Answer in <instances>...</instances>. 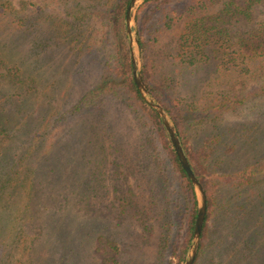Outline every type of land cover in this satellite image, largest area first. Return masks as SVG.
<instances>
[{"label":"rangeland","instance_id":"1","mask_svg":"<svg viewBox=\"0 0 264 264\" xmlns=\"http://www.w3.org/2000/svg\"><path fill=\"white\" fill-rule=\"evenodd\" d=\"M94 1L0 0V96L5 95L2 98L13 96L16 102L25 100L28 111L37 109L43 102L44 110L51 105L57 114L59 109L63 112L73 106L84 91L99 83L98 57L107 53L100 47L86 53L85 67L76 70L74 64L69 66L72 57L67 52L64 54V49L62 52L51 49L47 52L49 60L43 64L28 55L34 43L29 39L37 37L39 28H49L46 17L40 14L65 17L76 10L79 2L91 5ZM109 2L108 5L112 0ZM186 4L187 0L172 7L181 12ZM108 5H103L102 11ZM220 8L221 4H215L207 14H214ZM173 9L169 6L156 15ZM92 10L98 11L96 7ZM174 11L170 13L172 16L176 15ZM195 17L180 16L164 32H158L152 23L144 27L146 52L141 60L142 69L145 61L153 85L180 109L185 119V137L206 169L203 175L197 172L201 182L209 181L211 190L221 196L251 194L254 205L264 216V61L257 59L238 66L240 62L229 61L231 54L224 60L220 48L219 53L209 56L213 57L209 61L190 66L192 55L181 50L179 38ZM21 19H27L31 26L30 36L26 34L28 41L18 38L16 28ZM254 21L264 23V7L258 8ZM94 25L96 30L99 23L95 20ZM137 29L139 36L138 23ZM46 33L50 34L47 30ZM211 48L219 47L212 43ZM20 80L22 84L17 83ZM103 103L102 120L86 114L69 119L60 116L58 121L43 126L42 152L55 169L48 177L40 172L32 175L36 182L33 189L28 188L31 184L28 168L37 167V162H31L27 156L28 134L20 136L11 129L8 135L0 136V186L3 185L0 211L11 227L0 264H175L178 261L173 244L163 251L160 248L167 226L160 214L163 208L160 194L155 197V188L159 187L152 183L153 166L145 161V153L154 147L158 155L166 151L159 142L157 148L150 144L148 136L154 135V131L143 124L142 111L139 113L130 103L113 97ZM216 137L220 143L217 155L208 159L206 143ZM20 161L22 168L15 177L17 172L11 168L13 164L20 165ZM242 172L253 175L243 188H239L237 180L225 182L226 176ZM11 177L16 178L17 185L7 182ZM55 177L59 181L49 185ZM170 180L168 193L172 195L175 174L170 173ZM60 202L66 205L65 209L60 215L54 214L52 211ZM174 202L172 207L178 205L172 214L174 224L166 236L177 239L176 248L180 252L190 218L183 198ZM59 216L66 223L64 231L62 224L55 227L53 223ZM227 223L228 218L213 216L208 221L210 235L226 232L223 227ZM61 233L65 237L63 242ZM212 240L213 237H207L212 252L200 258L199 264L218 263ZM187 252L181 264L185 263Z\"/></svg>","mask_w":264,"mask_h":264},{"label":"trees","instance_id":"2","mask_svg":"<svg viewBox=\"0 0 264 264\" xmlns=\"http://www.w3.org/2000/svg\"><path fill=\"white\" fill-rule=\"evenodd\" d=\"M95 0L94 4L87 3L84 5L82 2L76 4L75 11L67 14L65 17L54 13H42L40 17H46L49 28L46 27L38 29L37 37L30 38L31 53L28 50V55L35 57L36 62L45 63L49 60V52L53 48L65 50L72 58L69 59V66L83 69L85 62L83 56L95 48L100 47L105 49L102 57H98L100 65V79L99 83L89 90L84 91L78 101L68 109L62 112L54 113V108L50 105L44 110V103L42 102L37 109L28 111L25 106V100L14 101L12 97L0 96V136L8 135L10 130H15L20 136L28 134V158L37 162V167L28 168V188L33 189L34 178L32 175L40 172L46 177L49 172L54 171L50 162V158L44 157L42 152L44 133L42 128L52 121L56 122L60 119H69L77 115H93L102 120L105 115L104 109L101 104L108 98H116L130 103L129 106L135 107L137 112H143L141 120L143 124L153 129L154 135H149L148 140L150 144L156 146L159 142L166 151L164 155L154 153V149L145 153V161L150 162L154 171V179L152 180L158 184L156 195L160 194V201H162L163 208L161 209V218L167 226V232L171 231V225L174 224L172 214H175L176 206L174 201H179L180 197L183 198L185 208L189 212L190 221L188 223L187 238L181 247V251L177 252L176 244L177 239L174 240L166 236L167 232L163 235L160 248L163 251L171 244L175 247L178 261L175 264H181L184 256L188 250V246L193 237L194 225L197 217V199L192 182L188 178L186 172L182 168L178 156L167 138L165 128L161 123L159 116L155 111L143 100L135 84L132 75V59L131 50L126 31V11L131 0ZM186 0H149L139 9L136 17L139 31V43L141 47L143 60L145 59L146 45L143 40L144 27L148 24H154L158 32H164L170 29L176 23L178 17L195 15V19L188 22L183 29L179 38V47L185 52H189L190 66H195L197 62H206L210 60L213 54H217L220 48L223 49L220 56L227 60L231 54L229 61L238 63L237 65H245L246 63L253 62L259 59L260 62L264 61V23H256L254 20L257 16V10L264 7V0H187L186 9L181 12L174 11L173 5L178 2ZM102 3V4H101ZM221 4V8L214 14H207L208 10L215 4ZM103 5H108L109 8L102 11ZM173 9L170 12H163L162 15L158 14L169 8ZM96 7L98 11L94 12L92 9ZM176 14L172 16L170 13ZM44 20V19H43ZM97 21L98 27L95 30L94 21ZM35 24V22H33ZM31 26L28 20L20 21V25L16 28L19 32L18 38L28 41L26 34L30 36ZM94 29V30H93ZM46 30L50 32L48 35ZM95 32V34H94ZM16 39V38H15ZM14 39L13 42H16ZM219 48L212 49L211 44ZM19 45V44H18ZM19 48V47H18ZM229 50H233V52ZM61 54V53H60ZM236 55V57H235ZM238 55V56H237ZM233 56V57H232ZM143 79L149 91L166 107L170 113L180 136L182 145L186 155L194 169L200 174L206 172L205 167L196 157L189 146L188 140L185 137V119L181 114L180 109L166 99L160 91L153 85L152 78L146 70L145 61H143ZM40 64V65H42ZM18 71V70H16ZM81 71V70H79ZM17 83L22 84L20 80ZM205 113V112H204ZM202 114V113H201ZM58 116V117H57ZM206 118V116H204ZM221 137V136H220ZM217 137L215 140L208 141L206 148L209 150L207 154L208 159H213L217 155V146L219 143ZM206 156V154L204 155ZM147 165V166H149ZM22 168V163L13 164L11 170L16 172ZM20 172V171H19ZM17 172L15 177L19 174ZM56 172V171H55ZM53 172V173H55ZM170 173L175 174L176 187L173 194L176 198L168 193V185L170 183ZM252 173L242 172L235 175L225 177V182L233 183L238 182L239 188H243L244 184L252 181ZM51 175V173H50ZM198 175V174H197ZM15 177H11L7 182L17 185ZM199 177V175H198ZM58 178L50 180L49 185ZM207 194V214L203 231L201 235V243L195 264H199V259L203 256L210 255L212 252L211 246L207 245V237H213L211 241L217 249V264H264V216L261 211L257 210V205H254V200L251 194L236 193L227 196H221L211 190L210 182H202ZM235 185V184H232ZM0 186V202H1V189ZM262 195H259L261 197ZM155 201V198H154ZM249 201V202H248ZM62 203V202H60ZM66 205L60 204L52 212L60 215L64 211ZM51 212V213H52ZM5 214L0 211V255L4 250V241L6 235L11 231L8 218H4ZM214 217L228 218V223L223 227V231L219 236H211V229L209 228L208 221ZM61 216L53 221L56 225L62 224L61 229L64 231L66 223H62ZM55 230H57L55 228ZM169 235V234H168ZM50 239L54 235L50 233ZM61 242L65 240L62 233L59 234ZM100 238V243H101ZM210 240V239H209ZM99 251V249H98Z\"/></svg>","mask_w":264,"mask_h":264},{"label":"water","instance_id":"3","mask_svg":"<svg viewBox=\"0 0 264 264\" xmlns=\"http://www.w3.org/2000/svg\"><path fill=\"white\" fill-rule=\"evenodd\" d=\"M146 1L149 0H131L126 11L125 23L129 47L131 50L132 75L141 97L159 116L169 140L178 156L179 162L194 187L197 199V217L194 225L193 237L184 264H195L207 214V194L200 178L194 171L186 155L172 116L167 111V109L153 96L143 80L141 65L142 52L139 43L136 15L140 6Z\"/></svg>","mask_w":264,"mask_h":264}]
</instances>
